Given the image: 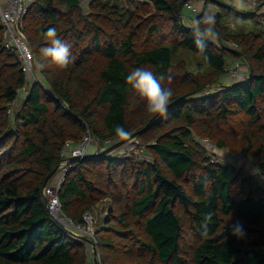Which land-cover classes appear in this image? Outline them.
Returning <instances> with one entry per match:
<instances>
[{
    "label": "trees",
    "instance_id": "obj_1",
    "mask_svg": "<svg viewBox=\"0 0 264 264\" xmlns=\"http://www.w3.org/2000/svg\"><path fill=\"white\" fill-rule=\"evenodd\" d=\"M182 1L37 0L23 25L44 86L26 88L14 112L25 78L0 26V264H88V243L48 211L44 182L67 143H79L88 129L100 140L118 137L116 125L134 135L130 142L151 143L153 159H84L60 193L74 221L97 213L98 264H264V185L235 164L212 163L196 140L264 169V0L246 12L217 1L218 43L208 42L207 62L184 21L191 11H179ZM211 1L197 7L196 18ZM230 16L240 19L237 29ZM52 27L74 58L65 69L41 54ZM230 58L243 60L249 76L226 85ZM138 67L173 90L166 116L148 113L126 82ZM237 223L242 238L232 234Z\"/></svg>",
    "mask_w": 264,
    "mask_h": 264
},
{
    "label": "built area",
    "instance_id": "obj_2",
    "mask_svg": "<svg viewBox=\"0 0 264 264\" xmlns=\"http://www.w3.org/2000/svg\"><path fill=\"white\" fill-rule=\"evenodd\" d=\"M36 1L37 0H0V26L3 27L6 35L5 46L16 53L21 63V70L25 78V86L24 88L18 90V99L12 103V108L18 104L19 98L22 96L26 88L37 83L43 85L35 54L32 51L30 43L25 35L23 25L25 16L27 15L30 7H32ZM248 2L251 7H256L258 5V0H249ZM185 7L191 12L193 11L194 14L199 13L198 8H194L193 1L186 3ZM233 48L238 49L239 47L236 44H233ZM225 70L229 74L233 83L245 80L249 76V71H247L246 68H243L239 61L228 64ZM218 91H220V89L215 88L213 90H207L206 94L209 95ZM63 108L68 110L66 104H63ZM121 140L122 138L120 137L100 140L88 129L86 135L79 143L72 144L69 142L63 147L60 154L61 163L59 165V170L55 175V180L52 183L49 182L43 192L50 214L65 225V227L68 228L73 235L87 237L95 244H97V240L95 238V218L90 212H86L83 215L81 222L74 221L64 212L60 200V193L67 175L80 163V161L70 163L69 160L71 158H83L87 154H90L92 149L96 152L103 151ZM101 141L104 144V148L100 145ZM203 143L207 149L213 150L215 148V145L207 139H203ZM137 149V143L128 142L127 144L114 150L108 156L115 159H128L136 157L140 160L141 157L138 155ZM212 163L218 164L220 161L212 159ZM261 184L264 185V180H261ZM97 261L100 262L99 253L97 254Z\"/></svg>",
    "mask_w": 264,
    "mask_h": 264
},
{
    "label": "clouds",
    "instance_id": "obj_3",
    "mask_svg": "<svg viewBox=\"0 0 264 264\" xmlns=\"http://www.w3.org/2000/svg\"><path fill=\"white\" fill-rule=\"evenodd\" d=\"M233 5L237 8L246 6L245 0H233ZM214 25L215 16L211 14L193 18L191 21V31L195 47L205 62L210 60V57L207 55L208 42L215 43L218 39V33L215 31ZM44 36L49 40L50 44L41 49L42 56L61 69L67 68L74 59L70 53V46L58 37L55 27L49 28L44 33ZM39 67L43 69L46 67V64L41 63ZM126 82L144 98L148 113L166 116L167 108L172 101L173 90L169 87H163L152 70L145 67L135 68L127 75ZM115 133L122 139L130 135L121 125L115 126ZM251 174L264 180V169H261L259 166L253 167ZM212 216L213 213L211 211L204 215L205 223L203 227L205 229L207 228V224L212 220ZM232 234L238 238H242L245 235L243 226L239 223L232 225Z\"/></svg>",
    "mask_w": 264,
    "mask_h": 264
},
{
    "label": "rangeland",
    "instance_id": "obj_4",
    "mask_svg": "<svg viewBox=\"0 0 264 264\" xmlns=\"http://www.w3.org/2000/svg\"><path fill=\"white\" fill-rule=\"evenodd\" d=\"M124 1L126 2V0H124ZM132 1H134L137 4V6H141V5H143L144 3L147 2V0H132ZM192 1L194 3V8H197V7L203 8V5L205 4V0H192ZM217 1L221 2L222 4L234 6L233 5V0L211 1L208 4V7H207V14H211V15H214L216 17V15L218 13H220V11L222 9L219 6ZM248 3H249L248 0H245V4H246L245 7H243V8H237L236 7V8L241 10V11L246 12V11L250 10V5ZM263 11H264V8H262V12ZM185 12H186V10H183V13H185ZM199 13H201V12H199ZM185 16H187V19L184 20L186 24H191V21L188 20V19L196 18V16L193 13V11L185 13ZM225 20L227 22L228 21L231 22L230 25L231 26H235L236 29H237V24L236 23H240L241 22L240 19L236 18L235 16H230L229 18H225ZM248 25L252 26L253 23L251 21H248ZM216 42H217V40H216ZM186 55H187L186 61L189 64V68L192 71H195L197 65L195 63L194 55L191 54V53L186 54ZM231 59L234 62L235 61H239L241 63V65L243 66V68H246V70L249 71L248 65L243 60H236V59L230 58L228 64L231 63ZM234 62H232V63H234ZM226 85H230V84H226ZM17 107H18V104L15 107H13L11 111L14 112V110H16ZM196 140L198 141V143H200L202 145L203 138L196 137ZM132 143H137V145H138L137 153L141 157L140 160L138 158H136L138 161H140V162H149V161H151L153 159L152 155L148 151V146L151 145V143L147 144L143 139H135V140L132 141ZM100 145H101L102 148H104V144H103L102 141H101ZM203 148H205V150L207 151L208 155H210L211 159L219 160L220 163L221 162H223V163L224 162L225 163L230 162L232 164H235L236 166H238L240 168H243L245 170L246 174H250L251 173V169L253 167L258 166V164L255 161H253L251 158H246L245 156L236 154V153H234V152H232L230 150H221V149H216V148H214L213 150H210V149H207V147L204 146V145H203ZM54 180H55V177H53L50 182L52 183ZM91 214L95 218V220L97 221V213H91ZM89 246L87 245V247H88V255H89L88 264H93L94 263L93 247L90 244H89Z\"/></svg>",
    "mask_w": 264,
    "mask_h": 264
},
{
    "label": "water",
    "instance_id": "obj_5",
    "mask_svg": "<svg viewBox=\"0 0 264 264\" xmlns=\"http://www.w3.org/2000/svg\"><path fill=\"white\" fill-rule=\"evenodd\" d=\"M190 1V0H183L182 3L180 4V8H179V11L180 13L182 12V9L183 7L185 6V4ZM251 77V76H250ZM236 84V83H234ZM134 138V135L133 136H130V137H127L125 139H122L121 141L115 143L114 145L108 147L107 149L103 150V151H99V152H96V153H90V154H87L86 156H84L83 158H80V157H75V158H71L69 160L70 163L72 162H78V161H82L84 159H87V158H90V157H98V156H107L109 155L110 153H112L114 150L120 148L121 146L127 144L128 142H130V140ZM59 170V166L52 172L50 173L45 182H44V189L45 187L48 185V183L52 180L53 177H55V175L57 174ZM78 238H80L81 240H83L84 242L92 245L93 247V252H94V261H95V264H98V261H97V254H98V250H97V247H96V244L89 238L87 237H83V236H80V235H76Z\"/></svg>",
    "mask_w": 264,
    "mask_h": 264
},
{
    "label": "crops",
    "instance_id": "obj_6",
    "mask_svg": "<svg viewBox=\"0 0 264 264\" xmlns=\"http://www.w3.org/2000/svg\"><path fill=\"white\" fill-rule=\"evenodd\" d=\"M89 2H90V0H84V4L89 3ZM232 62H234V61H232V59H231V63H232ZM222 82H223L224 84H231V83H233V82L231 81V79H230L228 76L223 77ZM91 153H96V151H95L94 149H92V150H91ZM88 245H89V244H88ZM89 247H90V246H89ZM93 264H95V261H94Z\"/></svg>",
    "mask_w": 264,
    "mask_h": 264
}]
</instances>
